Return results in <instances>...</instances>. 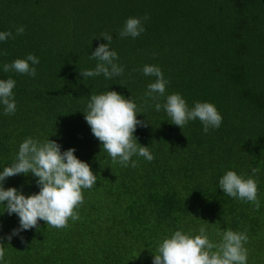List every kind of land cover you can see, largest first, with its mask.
<instances>
[{
	"label": "trees",
	"instance_id": "obj_1",
	"mask_svg": "<svg viewBox=\"0 0 264 264\" xmlns=\"http://www.w3.org/2000/svg\"><path fill=\"white\" fill-rule=\"evenodd\" d=\"M146 31L119 37L129 17H144ZM23 25L25 32L0 42V79L16 81V112L0 106V171L15 160L26 138L49 139L61 151L89 164L96 186L84 190L80 219L54 229L43 221L38 230L21 231L19 218L0 206V264H152L157 244L175 230L199 234L207 221L213 242L218 233L247 230V264H264V0H0V31ZM102 32L113 36L110 48L125 69L113 79L83 78L94 69L89 55ZM93 37H97L94 38ZM34 54L35 78L3 71L4 63ZM156 65L169 81L166 95L179 93L191 108L214 104L223 117L219 129L190 121L171 124L166 113L144 104V65ZM123 85V86H121ZM116 91L137 104V142L154 159L133 156L138 167L113 164L94 138L83 112L91 94ZM163 103V98H161ZM152 102L149 101V105ZM258 183L260 209L228 197L219 178L228 170ZM31 174L3 182L24 195L39 191ZM23 237L24 242H21Z\"/></svg>",
	"mask_w": 264,
	"mask_h": 264
},
{
	"label": "clouds",
	"instance_id": "obj_2",
	"mask_svg": "<svg viewBox=\"0 0 264 264\" xmlns=\"http://www.w3.org/2000/svg\"><path fill=\"white\" fill-rule=\"evenodd\" d=\"M147 19V15L127 18L118 33L119 37L140 36L146 31L143 22ZM24 32L23 25L16 27L15 36L12 31H0V42L15 39ZM100 37L107 43L99 44L88 57L89 60L97 61L94 69L79 71L80 76L88 78L103 75L105 79L122 76L125 69L115 62L119 59L118 54L110 48L113 36L102 32ZM0 55H7V52H0ZM39 63L37 56L27 54L25 58L14 59L2 67L5 73L13 72L35 78L37 69L34 65ZM140 71L145 76L155 78L154 82L147 85L144 93L145 105L153 106L157 112L163 110L171 124L180 129L196 120L203 125L205 134L209 129H219L223 117L214 104L197 101L190 108L181 94L166 95L169 81L158 66L146 64ZM15 86L16 81L11 77L0 79V106H3L4 115L16 112L13 93ZM161 98L163 103L160 102ZM138 113L143 112L138 110L131 96L126 99L118 92L109 90L89 96L83 112L84 119L113 164L136 168L138 163L132 159L133 156L143 157L148 162L154 159L149 147L140 145L134 136L138 126H147L145 121L136 118ZM74 152V148L61 151V146L49 137L43 141L26 137L19 144L15 160L0 171V206L9 216L15 214L19 218V227L6 237L8 241L21 231L38 230L40 221L50 228L64 229L69 227V220L75 222L80 219L78 209L84 204V190L96 186L97 176L89 164L79 160ZM257 173L258 169L253 168L252 176L245 178L228 170L219 178V189L228 197L250 203L253 210L258 211V183L253 178ZM28 174L36 178L38 192L26 196L15 187L4 188L3 182L7 178ZM204 222L197 235L175 230L170 236L162 238L157 244L152 264H247V230H224L218 233L219 240L213 242L207 234L206 225L209 223ZM20 239L23 243V237ZM5 254V245L0 243V262H4Z\"/></svg>",
	"mask_w": 264,
	"mask_h": 264
}]
</instances>
